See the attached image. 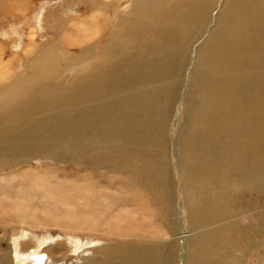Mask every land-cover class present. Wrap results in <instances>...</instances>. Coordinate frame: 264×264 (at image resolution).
I'll return each instance as SVG.
<instances>
[{
    "label": "bare ground",
    "instance_id": "1",
    "mask_svg": "<svg viewBox=\"0 0 264 264\" xmlns=\"http://www.w3.org/2000/svg\"><path fill=\"white\" fill-rule=\"evenodd\" d=\"M65 2L72 15L44 23L52 43L29 26L27 66L0 53V229L86 232L89 264L256 259L264 0ZM16 243L0 264H27Z\"/></svg>",
    "mask_w": 264,
    "mask_h": 264
},
{
    "label": "rangeland",
    "instance_id": "2",
    "mask_svg": "<svg viewBox=\"0 0 264 264\" xmlns=\"http://www.w3.org/2000/svg\"><path fill=\"white\" fill-rule=\"evenodd\" d=\"M1 1L2 2L0 3V53L2 52L5 62L10 61L12 58H15V60L17 59L15 63L21 67L27 66L26 60L28 61V59L25 58L26 55L24 54L23 49L27 42L26 36L29 31V26L32 27L33 25L39 28L38 23L40 22L43 23L42 30L39 29V32H38L39 37L37 39L38 41L37 45L42 44L43 42L52 43L54 34L47 33L46 28L44 26L45 20H48L49 18H51L50 20H53V18H56V20L59 22L60 19L62 20L68 19L64 17H66V15L68 14L69 16H71L74 11V9H71L73 7L71 6L69 7L66 5L65 0H1ZM98 4H101V3L98 2ZM105 4L111 6L110 3H105ZM18 8L23 9L24 11L20 13V11H18ZM65 9L66 11H70V13L67 12L68 14L67 13L65 14L66 12ZM61 10L65 11V12H61V14H63L62 17L59 14V11ZM83 12H86L85 15H89L90 13H92L88 9L81 10V13ZM213 12L215 14L217 13L214 10ZM77 17H80V16H77ZM65 22L69 25L68 21H65ZM46 34H47V37H50V38L45 39L44 36ZM31 59L29 58V60ZM23 60L25 62H23ZM29 63L30 62H28V64ZM34 163L37 164L36 162H33V166H34ZM42 165H43V162H42ZM84 168L85 167H79L78 168L79 170L74 169L73 171L74 173H77V172L88 173L86 168L85 170ZM68 172H71V170L69 169ZM77 177L79 178V176ZM56 183L58 182L52 181V184H56ZM45 201L43 202L45 203ZM254 209L255 207L251 206V211L256 212L257 209L255 210ZM39 212L40 211H37L35 213L39 214ZM255 212L252 213L253 216L255 215ZM263 212H264V208L262 209V213ZM48 217H50V214L44 216V218H48ZM262 222L264 223V220ZM34 224L35 223H33V225ZM245 224L251 225V226H257L258 221L253 220V219L245 220ZM56 226L57 227L36 226L35 228L34 227L30 228V226H26V225L16 226L14 224H9L5 226L4 228L0 229V243H1L0 249L2 251L4 250L5 252H7V249L8 251H10L12 249L10 246V242H13V244H16L18 246V243L16 242H18V240L20 239V249L19 250H20V253H22V255H25L26 257L28 256L27 264H82V263L89 264L86 259L90 257L89 252L91 254V252H93L92 250H94L95 248H98L97 239H94L92 235L87 234L86 232L80 231V233L79 232L71 233L69 231L61 230L60 227L58 228V225ZM26 234H27V237L25 239L22 238ZM260 234L262 235L264 234V226L262 227V229H260ZM73 235L79 236L77 238H79L80 244L82 245V247L86 245L85 248H82L83 250L81 249L80 251H76L75 248L72 247V245H69V243L67 245V242H66L68 241L67 239L73 238ZM49 238L56 239V242L55 241L50 242L48 240ZM37 240L38 241L40 240L39 242L47 241V243L42 242L40 244L41 245L40 248L37 247L39 250L35 253L33 244H36ZM104 240L105 239L102 238L101 236L100 243H102ZM22 242L23 243L25 242L23 246L21 244ZM58 245L62 247V250H60V252L61 251L63 252V255L61 257L62 260L52 255L54 253H55V256L60 255L58 252L59 250L56 249V247H59ZM257 245L260 246L259 248L261 249V251L259 252L257 257H254L256 259H249V261L247 260V262H249L248 264H264V235L262 237V240L258 242ZM90 246L91 247L93 246V248H90ZM67 251H69V254ZM81 257L83 258V260L81 259ZM9 259L10 257H8V260Z\"/></svg>",
    "mask_w": 264,
    "mask_h": 264
}]
</instances>
